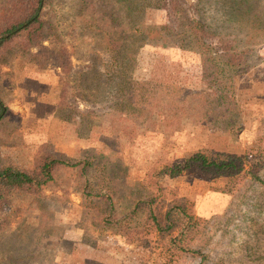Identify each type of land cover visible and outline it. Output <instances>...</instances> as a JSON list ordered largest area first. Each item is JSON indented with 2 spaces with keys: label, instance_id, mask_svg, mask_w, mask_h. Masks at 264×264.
<instances>
[{
  "label": "rangeland",
  "instance_id": "1",
  "mask_svg": "<svg viewBox=\"0 0 264 264\" xmlns=\"http://www.w3.org/2000/svg\"><path fill=\"white\" fill-rule=\"evenodd\" d=\"M133 1L134 39L124 2L43 0L41 39L1 55L0 167L66 165L36 193H1L0 264H264V0ZM190 21L240 54L228 101ZM195 153L235 170L160 173ZM170 207L195 220L178 248L152 220Z\"/></svg>",
  "mask_w": 264,
  "mask_h": 264
},
{
  "label": "trees",
  "instance_id": "2",
  "mask_svg": "<svg viewBox=\"0 0 264 264\" xmlns=\"http://www.w3.org/2000/svg\"><path fill=\"white\" fill-rule=\"evenodd\" d=\"M116 1L125 4L123 15L127 19V39H134L135 33L138 32L135 2L133 0ZM42 3L43 0H8L4 4L2 12H0V58L6 49L20 46L21 41H24L25 47H27L35 45L41 39L44 29L41 20ZM114 19L116 20V18ZM184 32L190 37V43L201 48L207 56L208 69L216 91L225 101H228L233 91L232 81L244 72L243 62H240V54L236 50L232 51V47L219 40L214 44L206 43L204 38L197 35L198 24L195 22L187 23ZM181 35L184 34L181 33ZM110 47H108V51L115 54L131 53L133 48L132 44L124 47V44H119V42L112 43ZM6 111L7 108L0 100V122L5 117ZM194 164L206 169L222 171V173H230L231 170H235L234 162L227 155L195 153L183 162L164 165L160 173L173 178ZM61 165H66V162L61 158L44 154L40 157L39 164L30 173L20 171L9 165L0 167V195L4 191L36 193L41 187L53 180L54 170ZM152 220L159 230L164 227L165 230L176 228L177 232L171 239V243L177 245V248L188 236L187 233L190 234L189 230L193 226L192 221H195L181 207H170L161 217V220L155 218Z\"/></svg>",
  "mask_w": 264,
  "mask_h": 264
}]
</instances>
